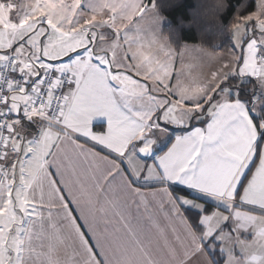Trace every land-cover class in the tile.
<instances>
[{
	"label": "crops",
	"instance_id": "0c3cea01",
	"mask_svg": "<svg viewBox=\"0 0 264 264\" xmlns=\"http://www.w3.org/2000/svg\"><path fill=\"white\" fill-rule=\"evenodd\" d=\"M64 2L76 3L94 16L110 7L104 0H0V19H14L18 25L22 20L31 23L40 5L49 8ZM37 14L44 16L42 10ZM100 18L114 20L109 15ZM128 21L120 15L114 20L116 26ZM85 23L91 21L86 18ZM79 32L86 36V30ZM63 42L47 48L53 62L63 68L52 69L71 76L57 124L31 117L10 129L4 166L8 167L10 159L18 162L22 151L17 140L22 134L26 142L31 131L36 146L22 164L23 176L5 173L2 177L0 171V242L7 235V242L18 252L10 259V252L0 245V264L10 260L11 264H201L198 257L205 242L184 210L200 212L204 227L205 209L188 207L178 200V194L193 198L196 206L200 199L211 200L227 214L233 210L237 218L264 217V141L237 196L264 132V123L260 131L253 117L250 101L236 95L222 98L202 119L189 127L179 126L183 129L158 141L151 136L157 129L152 119L162 101L149 92L143 105L133 103L146 97L141 87L148 81L130 74L125 59L120 64L122 60L113 57L115 45L102 40L94 48L87 37L77 36ZM119 51L120 56L126 54ZM20 76L15 70L17 81L8 101L13 116L24 113L23 107L14 112V102L31 85L26 83L19 90ZM128 77L142 82L134 80L138 87H131ZM22 123H26L25 132ZM143 136L155 141L149 151L142 147ZM171 185L194 195L172 190Z\"/></svg>",
	"mask_w": 264,
	"mask_h": 264
},
{
	"label": "rangeland",
	"instance_id": "374dc122",
	"mask_svg": "<svg viewBox=\"0 0 264 264\" xmlns=\"http://www.w3.org/2000/svg\"><path fill=\"white\" fill-rule=\"evenodd\" d=\"M95 1L100 3L101 0ZM72 3L64 2L49 8L40 5L34 12L35 21L31 23L22 20V24L18 25L14 19H0V58L13 54L16 58V70L27 80L25 84L31 83L29 88L25 87L15 99V113H18L20 107H23L24 113L28 112L31 99L36 97L42 74L46 69H63L59 63L53 62L56 60L50 58L47 49L49 45L57 48L65 43L63 40L66 38L77 36L83 39L87 37L90 43L93 42L94 48H99L102 40L108 46L115 45L113 57L122 60L120 64L125 59L130 74L148 81L141 87L146 89V97L136 99L133 103L141 106L149 100V92L155 93V96L158 94L162 105L152 119L157 129L151 131L152 138L158 141L166 135L182 130L178 129L179 126L189 127L192 122L202 119L205 111L210 107L212 109L222 98L232 95L250 101L252 110L261 116L264 109V0H258L256 10L232 26V44L228 51L206 49L193 42L185 43L181 50L177 51L162 33L163 16L154 3L148 0H104V4H109L110 7L103 8L104 11L97 16L88 14L76 3L69 5ZM16 10L22 8L17 7ZM41 10L44 12L43 17L37 14ZM46 13L50 15L49 21ZM107 15L114 20L120 15L129 21L116 26L114 20L110 23L100 18ZM86 18L91 24L85 23ZM81 29L86 30V36L79 32ZM98 29L101 30L100 35ZM47 36L50 39H47ZM152 48H155V52L151 51ZM119 50L126 54L120 56ZM139 52L140 55H137ZM91 55L93 56V52ZM135 77L127 79L131 87H138L134 80L139 84L142 82L137 81ZM131 101L127 103L134 107ZM27 106L29 107L26 108ZM6 107L10 109L8 102ZM263 123L261 121V127ZM25 124L22 123V126ZM24 129L22 132H25L27 127ZM28 133L26 142L23 140V134L21 140H17V148L22 153L17 164L12 160L8 170L6 167L8 173L23 176L22 164L29 157V150L36 146L32 142L31 131ZM144 136L142 147L149 151L155 141ZM50 138L45 137L42 146ZM31 162L30 159L29 163ZM178 196V200L188 207L205 209L207 204L214 206V212H204V227L200 220L198 222L194 217L199 229L197 232L205 242L203 254L198 257L201 264L214 263L210 253L216 249V242L222 243L220 249L225 256L221 264H264V217H252V220L247 217L237 218L233 210L227 214L211 200H198L196 206L192 205L193 198H184L181 194ZM0 245L2 249L10 252V259L17 252L16 246L7 242V235ZM205 254H208L210 259L208 256L206 259Z\"/></svg>",
	"mask_w": 264,
	"mask_h": 264
},
{
	"label": "trees",
	"instance_id": "16d2710c",
	"mask_svg": "<svg viewBox=\"0 0 264 264\" xmlns=\"http://www.w3.org/2000/svg\"><path fill=\"white\" fill-rule=\"evenodd\" d=\"M257 1L258 0H148V2L154 3L158 12L163 16L162 33L167 36L170 44L177 51L181 50L184 44L189 42L197 43L210 50L228 51L232 44V26L255 11L257 8ZM261 113V116L260 114H253L260 131H262L261 121H264V109ZM50 124L56 125L53 123ZM261 134L260 140L256 146V159L249 172L244 177L237 196L240 195L244 184L249 179L259 158L261 143L264 141V132ZM173 137L174 136L170 137V142L173 140ZM10 142L11 139L8 142L4 158L0 160V171L1 175L4 173V177L7 166H4L3 163L8 157ZM12 160L13 159H10V162ZM170 187L172 190L180 193L194 195L184 188L173 185ZM196 197L199 196L196 195ZM213 208L214 206L212 204H207L204 212H210ZM184 212L191 220L194 228L199 230L194 217L199 222L201 213L191 208H185ZM210 255L213 257L215 264L224 262L225 256L220 249L219 242H216V249L210 253Z\"/></svg>",
	"mask_w": 264,
	"mask_h": 264
},
{
	"label": "built area",
	"instance_id": "2783aa9c",
	"mask_svg": "<svg viewBox=\"0 0 264 264\" xmlns=\"http://www.w3.org/2000/svg\"><path fill=\"white\" fill-rule=\"evenodd\" d=\"M264 58V56H262ZM16 58L9 54L0 61V160L4 158L8 142L11 139V127L18 122H25L31 117H39L48 123L57 124L65 101V88L70 83V74L66 71L46 69L41 77L38 96L33 99L32 106L27 113L13 116L7 109L11 86L16 83L14 78ZM17 85L22 90L25 78L20 76ZM4 177V173H2Z\"/></svg>",
	"mask_w": 264,
	"mask_h": 264
}]
</instances>
